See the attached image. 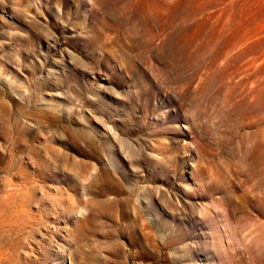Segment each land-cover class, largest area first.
<instances>
[{
    "label": "rangeland",
    "instance_id": "1",
    "mask_svg": "<svg viewBox=\"0 0 264 264\" xmlns=\"http://www.w3.org/2000/svg\"><path fill=\"white\" fill-rule=\"evenodd\" d=\"M0 264H264V0H0Z\"/></svg>",
    "mask_w": 264,
    "mask_h": 264
},
{
    "label": "bare ground",
    "instance_id": "2",
    "mask_svg": "<svg viewBox=\"0 0 264 264\" xmlns=\"http://www.w3.org/2000/svg\"><path fill=\"white\" fill-rule=\"evenodd\" d=\"M187 202V201H186Z\"/></svg>",
    "mask_w": 264,
    "mask_h": 264
}]
</instances>
